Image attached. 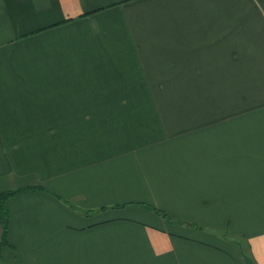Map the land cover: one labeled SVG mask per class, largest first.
<instances>
[{
  "label": "crops",
  "instance_id": "0c3cea01",
  "mask_svg": "<svg viewBox=\"0 0 264 264\" xmlns=\"http://www.w3.org/2000/svg\"><path fill=\"white\" fill-rule=\"evenodd\" d=\"M29 186L0 264H264V0H0V191Z\"/></svg>",
  "mask_w": 264,
  "mask_h": 264
},
{
  "label": "rangeland",
  "instance_id": "374dc122",
  "mask_svg": "<svg viewBox=\"0 0 264 264\" xmlns=\"http://www.w3.org/2000/svg\"><path fill=\"white\" fill-rule=\"evenodd\" d=\"M162 81H163L162 82L163 85H159V88H167V89H171L172 88V87H169L167 85V83L165 82V79L162 80ZM236 81H239V78H236ZM180 82H181L180 86H178V82H177V84L174 86V88H176V89L177 88H179V89L180 88H185V85L188 84V80L187 79L180 78ZM222 84L226 85L225 86L226 89L230 88L231 87V78L230 77L222 78ZM159 94H161V95H159ZM176 94H177V92H173V93L165 92V91L157 92L156 94L153 95V98L161 99V100H179L180 97H179V95L176 96ZM133 98H135V99H151V94H144V96L141 95V94H136V95L132 96V99ZM128 99H131V98H128ZM216 99H218L219 101H225V102H229V103L235 101L234 97H232V94L230 95V92H229V97H228V95H225V96L224 95H218L216 97ZM204 231L206 232L208 239H210V240H212L214 242H217V238L215 236H219V235L217 234V232L215 230L204 229Z\"/></svg>",
  "mask_w": 264,
  "mask_h": 264
},
{
  "label": "trees",
  "instance_id": "16d2710c",
  "mask_svg": "<svg viewBox=\"0 0 264 264\" xmlns=\"http://www.w3.org/2000/svg\"><path fill=\"white\" fill-rule=\"evenodd\" d=\"M29 188H40L39 186H29V187H23V188H14V189H8L0 191V227H1V235H0V248L3 246H12L9 238H8V230H9V222H10V212L8 208V200L13 197L14 195L23 192ZM148 208L153 209L157 213H160L164 216L166 214L160 210L159 208H156L154 206H151L150 204H145Z\"/></svg>",
  "mask_w": 264,
  "mask_h": 264
}]
</instances>
